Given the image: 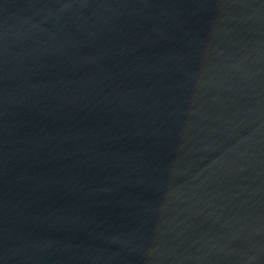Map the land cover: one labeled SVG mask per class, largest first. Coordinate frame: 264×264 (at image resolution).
<instances>
[{
	"label": "water",
	"instance_id": "1",
	"mask_svg": "<svg viewBox=\"0 0 264 264\" xmlns=\"http://www.w3.org/2000/svg\"><path fill=\"white\" fill-rule=\"evenodd\" d=\"M0 264H264V0H0Z\"/></svg>",
	"mask_w": 264,
	"mask_h": 264
}]
</instances>
